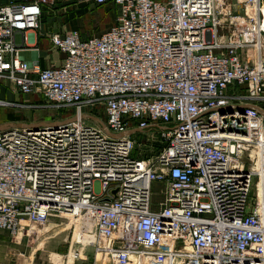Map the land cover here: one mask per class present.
Masks as SVG:
<instances>
[{"label":"built area","instance_id":"built-area-1","mask_svg":"<svg viewBox=\"0 0 264 264\" xmlns=\"http://www.w3.org/2000/svg\"><path fill=\"white\" fill-rule=\"evenodd\" d=\"M77 1L120 14L100 36L51 37L66 57L45 69L22 55L41 5L0 3V83L76 111L0 130V231L80 217L105 264H264V0ZM135 130L153 160L133 157Z\"/></svg>","mask_w":264,"mask_h":264},{"label":"rangeland","instance_id":"rangeland-1","mask_svg":"<svg viewBox=\"0 0 264 264\" xmlns=\"http://www.w3.org/2000/svg\"><path fill=\"white\" fill-rule=\"evenodd\" d=\"M157 1L164 2V0ZM10 2H38L41 5L43 12L40 28L35 36L40 42V34L45 35L41 37V41H45L44 52L50 55L52 61L54 60L52 54L57 49L53 46L51 37H64L74 31L78 32L81 39L97 37L111 28L120 14V9L114 2L103 5L85 4L81 7L82 4L77 0H0L2 4ZM236 2L233 0V3ZM83 9L85 11H82ZM17 41L20 44V36L17 37ZM47 45L53 52H47V50L51 51ZM27 47L25 46V50H28ZM51 65L53 66V63ZM0 94L5 97V99L0 98L5 103L0 105V125L28 124L38 128L63 121L76 114L73 108L48 102L41 95L14 93L10 85L5 82L0 83ZM8 96H12V100H9ZM262 106L264 108V103ZM82 113L86 115L89 124L94 122L91 117L98 118L102 122L106 118L104 108L100 105L89 106L83 109ZM8 116H13L17 120L10 121ZM154 137L148 134V130H135L132 134L135 143L133 157L153 160L160 149V144L156 143ZM248 156H250L248 151L239 155L246 167L249 165ZM165 188L164 182L153 185L152 199L155 203L164 199ZM84 225L82 218L78 220L77 217L51 216L45 223L31 224L15 236L0 231V264H105L97 254L98 239L93 231H85V234L93 237V242L76 243V235L83 232ZM72 253L76 256L71 257L72 261H70Z\"/></svg>","mask_w":264,"mask_h":264},{"label":"crops","instance_id":"crops-1","mask_svg":"<svg viewBox=\"0 0 264 264\" xmlns=\"http://www.w3.org/2000/svg\"><path fill=\"white\" fill-rule=\"evenodd\" d=\"M36 31L31 33L30 35H28L27 41H28V43H30V46L27 47L28 50L24 49L22 51L23 57L27 61H30V62H33L34 60H39V65L42 69H45V68H48L49 66H52L51 63H53L52 67L60 66L63 63L66 55L61 53L58 50H54V53L52 54V56L54 57V60L52 61L50 59V55L45 54V52H44V47L46 46L45 41H43V40L41 41V37H45V35L40 34V42H38V38L35 36ZM20 38H21V42H20V45H21L23 40H22V37H20ZM42 42L44 44H42ZM17 43H18V41H17ZM47 47H49L51 50L50 46L47 45ZM34 50H37V51H34ZM47 52L49 53V52H53V51L47 50ZM13 92L16 93L14 90H13ZM70 258H71V256H70ZM70 261H72V258L70 259Z\"/></svg>","mask_w":264,"mask_h":264},{"label":"bare ground","instance_id":"bare-ground-1","mask_svg":"<svg viewBox=\"0 0 264 264\" xmlns=\"http://www.w3.org/2000/svg\"><path fill=\"white\" fill-rule=\"evenodd\" d=\"M70 218H76V217H71L70 216ZM79 218H78V220H79ZM84 226L85 227H83L84 228L83 232H79L76 235L75 241L78 244H85V243H87L89 241L93 242V237L92 236H88L87 234H85V231H89L90 230V223H85ZM75 256H76L75 254H73V253L71 254V257L75 258Z\"/></svg>","mask_w":264,"mask_h":264},{"label":"water","instance_id":"water-1","mask_svg":"<svg viewBox=\"0 0 264 264\" xmlns=\"http://www.w3.org/2000/svg\"><path fill=\"white\" fill-rule=\"evenodd\" d=\"M71 120V119H70ZM72 121V120H71ZM57 123H59V122H54V123H51V124H53V125H56ZM46 125H50V124H46ZM45 125V126H46ZM35 126V125H34ZM33 127V125H28V124H13V123H6V124H3V125H0V130H6V129H9V128H21V129H25V128H32ZM44 127V126H43ZM33 128H37V127H33ZM38 128H40V127H38ZM104 130L107 132V133H109L108 132V130H107V128L104 126ZM131 134V133H130ZM126 135H129V133L128 134H126ZM111 136H113V135H111ZM122 136H125V135H122ZM115 137H121V136H115ZM114 193H116V192H114ZM106 201H109L108 199L106 200Z\"/></svg>","mask_w":264,"mask_h":264},{"label":"trees","instance_id":"trees-1","mask_svg":"<svg viewBox=\"0 0 264 264\" xmlns=\"http://www.w3.org/2000/svg\"><path fill=\"white\" fill-rule=\"evenodd\" d=\"M83 6H85V4H82L81 7H83ZM82 11H85V9H83ZM82 39H83V40H86L85 37H83ZM0 98H1V99H5V97H4L2 94H0ZM8 99H9V100H12V96H8ZM8 119H9L10 121H15V120H17V119H15L13 116H8Z\"/></svg>","mask_w":264,"mask_h":264}]
</instances>
